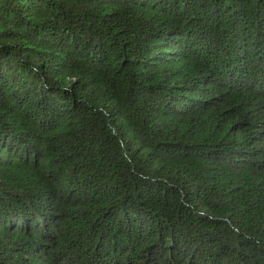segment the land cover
<instances>
[{
	"label": "trees",
	"instance_id": "trees-1",
	"mask_svg": "<svg viewBox=\"0 0 264 264\" xmlns=\"http://www.w3.org/2000/svg\"><path fill=\"white\" fill-rule=\"evenodd\" d=\"M0 264H264V0H0Z\"/></svg>",
	"mask_w": 264,
	"mask_h": 264
}]
</instances>
